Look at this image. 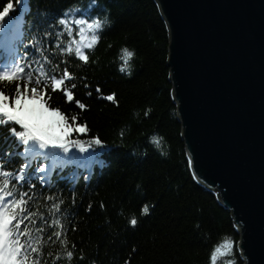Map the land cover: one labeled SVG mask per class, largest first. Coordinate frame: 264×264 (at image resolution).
I'll return each instance as SVG.
<instances>
[{
  "label": "trees",
  "instance_id": "obj_1",
  "mask_svg": "<svg viewBox=\"0 0 264 264\" xmlns=\"http://www.w3.org/2000/svg\"><path fill=\"white\" fill-rule=\"evenodd\" d=\"M7 2L0 0V10ZM11 2L14 11L0 31V66L7 64L11 32L17 27L30 31L26 22L37 9L79 8L88 0ZM105 2L109 10L100 17L96 33L100 39L93 48L83 49L89 55L86 64L63 51L70 42L75 47L79 40L75 31L72 37L46 36L37 43L33 74L50 75L53 70L62 74L67 67L71 79L66 86L77 85L71 89V103L62 92L53 94L49 88L48 106L65 114L73 127L87 125L86 134L76 132L73 138L87 142L98 136L105 143L95 152L73 150L55 166L42 158L32 161L33 167L46 163V179L57 185L42 193L38 185L29 201L35 226L47 221L41 233L40 264H244L232 212L220 204L217 194L197 183L188 163L168 66L170 33L159 7L154 0ZM89 38L86 32L85 44ZM52 39L58 40L59 48L49 43ZM124 49L132 56H125ZM54 65L59 66L53 69ZM0 90L14 96L18 84L0 81ZM112 93L118 106L98 98ZM76 101L86 108L80 109ZM73 186L74 193L68 191ZM49 195L53 199H47ZM145 205L148 214H142ZM133 218L135 227L130 225ZM53 231H60V238L48 240ZM67 251H73L71 260Z\"/></svg>",
  "mask_w": 264,
  "mask_h": 264
},
{
  "label": "water",
  "instance_id": "obj_2",
  "mask_svg": "<svg viewBox=\"0 0 264 264\" xmlns=\"http://www.w3.org/2000/svg\"><path fill=\"white\" fill-rule=\"evenodd\" d=\"M191 172L264 264V0H154Z\"/></svg>",
  "mask_w": 264,
  "mask_h": 264
},
{
  "label": "snow or ice",
  "instance_id": "obj_3",
  "mask_svg": "<svg viewBox=\"0 0 264 264\" xmlns=\"http://www.w3.org/2000/svg\"><path fill=\"white\" fill-rule=\"evenodd\" d=\"M108 10L105 0L80 2L79 8L69 5L63 9H45L43 12L37 9L32 19L26 22L30 25V31L17 27L11 32L13 44L10 49L5 50L7 64L0 66L2 69L0 81L18 84V90L14 96L0 90V132L3 133L0 135V264H40L41 233L47 221H42L39 227L35 226L36 221L33 219L35 213L30 211L29 201L32 200L38 185L41 193L44 190L51 192L57 185L51 179H46L49 176L46 163L37 162L33 167L32 161L42 158V161H51L55 166L73 150L88 153L105 147V143L98 136L87 142L73 138L76 132L86 134L87 125L77 124L73 127L65 114L59 110L53 111L48 106L45 98L49 94V88L53 89V94L57 91L62 92L71 103L74 99L71 89H75L77 85L72 83L70 88L66 86L65 81L71 79L67 67L63 69L62 74L55 70L50 75L45 72L38 76L33 74L37 43L46 36L55 38L67 33L68 37H72L75 31L79 36V40L75 41V47L70 42L63 51L74 54L79 61L86 64L89 55L83 49H91L99 41L100 37L96 33L101 28L100 17ZM13 11L14 3L9 0L6 7L0 10V31L5 28L3 23L5 18ZM86 32L90 38L85 44ZM49 43L60 47L57 39H52ZM124 53L127 57L132 56L127 49H124ZM58 66L54 65L53 69ZM120 71L123 72L124 68L122 67ZM84 87L88 88L89 85L85 84ZM95 91L99 94L101 88L97 86ZM87 95L91 97L92 92L89 91ZM98 98L116 103L118 106L115 93ZM76 103L80 109L86 108L84 103L80 101ZM20 157L24 159L16 164L15 161ZM188 163L191 164V160ZM10 181L13 182L11 187ZM68 191L74 193L75 186ZM47 199L51 200L53 197L49 195ZM54 207L58 209V205ZM88 210H91V205ZM148 213V206H143L142 214ZM52 223L59 225V220H53ZM130 225L135 227L137 220L131 219ZM53 236L59 239L61 232L53 231L48 240H52ZM63 243L66 244L67 241ZM33 254H36L35 258ZM66 256L71 260L73 251H67ZM211 260L215 262L216 256H211Z\"/></svg>",
  "mask_w": 264,
  "mask_h": 264
}]
</instances>
